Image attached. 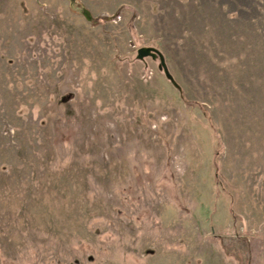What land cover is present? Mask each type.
<instances>
[{
    "label": "rangeland",
    "instance_id": "obj_1",
    "mask_svg": "<svg viewBox=\"0 0 264 264\" xmlns=\"http://www.w3.org/2000/svg\"><path fill=\"white\" fill-rule=\"evenodd\" d=\"M0 264H264V0H0Z\"/></svg>",
    "mask_w": 264,
    "mask_h": 264
},
{
    "label": "water",
    "instance_id": "obj_2",
    "mask_svg": "<svg viewBox=\"0 0 264 264\" xmlns=\"http://www.w3.org/2000/svg\"><path fill=\"white\" fill-rule=\"evenodd\" d=\"M85 13L87 14L88 11H85ZM89 18H90V16H89ZM137 55L140 59H143V58L148 57V56H151L152 58H155V59L159 58V60H160L159 67L164 70V72L166 73L167 77L170 80L174 81L172 75L170 74V72L168 70L166 60H165V56L158 48L153 47V46H141L137 49Z\"/></svg>",
    "mask_w": 264,
    "mask_h": 264
}]
</instances>
